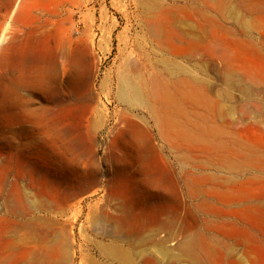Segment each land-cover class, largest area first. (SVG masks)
<instances>
[{
  "label": "rangeland",
  "instance_id": "rangeland-1",
  "mask_svg": "<svg viewBox=\"0 0 264 264\" xmlns=\"http://www.w3.org/2000/svg\"><path fill=\"white\" fill-rule=\"evenodd\" d=\"M212 1L221 29L197 15H211L203 0H0V264H194L195 252L210 253V264H264V0ZM12 8L21 12L15 26ZM167 11L171 35L181 36H171L172 50L164 44L177 56L161 52L145 30L150 15ZM238 18L254 25L237 27ZM166 65L186 70L225 112L229 122L215 123L223 134L216 154L205 152L210 140L197 131L213 125L199 95L176 101L163 91L166 105H176L169 113L184 115L166 127L185 131L191 144L179 136L165 142L145 110L117 103L116 79L142 86L151 72L170 77ZM248 68L259 86L238 82ZM212 154L244 155L247 166L195 167ZM123 155L149 163L165 205L157 229L148 217L103 222L99 187L122 168Z\"/></svg>",
  "mask_w": 264,
  "mask_h": 264
},
{
  "label": "bare ground",
  "instance_id": "bare-ground-1",
  "mask_svg": "<svg viewBox=\"0 0 264 264\" xmlns=\"http://www.w3.org/2000/svg\"><path fill=\"white\" fill-rule=\"evenodd\" d=\"M28 1V0H27ZM204 2V4H206V8L208 9V12L212 15H209V17H206L207 16V14L205 15V13H197V15H199L201 18H204L206 21L205 22H208L209 23V27H210V24H214L215 23V25H217L218 26V24L220 23V22H218V20L216 21V19H215V17H214V15L216 14V13H218V12H220L221 13V11H219L218 10V12H217V10L216 9H218V7L216 8V4H215V6L212 4V0H203ZM216 2L215 3H217V5L219 4V6L222 4V2H226V0H215ZM18 2V1H17ZM21 2V1H20ZM22 3V2H21ZM25 3V2H24ZM224 3H223V6H224ZM242 3V2H241ZM16 4V3H15ZM243 4V3H242ZM246 4V3H245ZM244 4V5H245ZM23 5V4H22ZM248 5V4H247ZM15 6V5H14ZM20 6L21 5H19V9H20ZM25 6V5H24ZM226 6V5H225ZM16 8H17V6H15ZM221 7V6H220ZM248 7H251V5L250 6H245V8H246V10H245V12H249L250 13V11H249V9L251 10H254L253 8H249V9H247ZM14 8V7H13ZM12 8V9H13ZM16 8H14V9H16ZM14 9L10 12L9 10H8V12H10L9 13V16H10V20L13 22L12 24L14 25V23H16L18 20H20V16H21V12H19V10H16V11H14ZM18 9V8H17ZM22 9V8H21ZM225 9V8H224ZM251 10V11H252ZM260 10V9H259ZM262 11V10H261ZM253 12V11H252ZM255 12V11H254ZM257 12V11H256ZM165 13V12H164ZM155 14V15H150V17H149V20L147 21V23L145 24L146 26H145V30L147 31V34L149 35V37L151 38V40L153 41V43L157 46V48H159L160 49V51L161 52H163L164 54H168V55H171V56H177V55H179V54H176L177 52H175V53H173L174 51H170V50H172L171 48H172V46L170 47V45L172 44H168V42L171 40L170 38H171V34H173L174 32H176V31H173V27L171 26V25H174V22H175V20H174V22H173V19L170 17V15L169 14H171V13H169L168 11H167V13H165V14ZM259 13V12H258ZM260 13H262V12H260ZM195 14H196V12H195ZM222 14V13H221ZM251 15H252V13H250ZM257 14V13H256ZM172 15V14H171ZM189 15V14H188ZM260 14H258V15H255L254 14V16H258V17H260L259 18V21L261 20V18H262V16H259ZM262 15V14H261ZM264 15V14H263ZM218 16V15H217ZM216 16V17H217ZM219 16H222V15H219ZM162 17V18H161ZM188 18H189V16H187ZM199 17V18H200ZM242 17V16H241ZM244 17H246V15L244 16ZM247 17H249V16H247ZM253 17V16H252ZM264 17V16H263ZM160 18H161V20L163 21L162 23H160V22H158L159 20H160ZM174 18V17H173ZM221 18V17H220ZM240 18V17H239ZM238 18V21L236 22V23H238L237 24V27H240V26H238L239 24H245V21H247V20H245L244 21V19H239ZM175 19V18H174ZM223 19V18H222ZM221 19V20H222ZM264 18H262V20H261V22L262 21H264L263 20ZM177 21V20H176ZM217 22V23H216ZM224 22V21H223ZM235 22H234V24H235ZM247 22H249V21H247ZM18 23V22H17ZM16 23V24H17ZM173 23V24H172ZM177 23V22H176ZM221 24V23H220ZM225 24V23H224ZM247 25L249 24H252V25H254L253 24V22L252 23H246ZM245 24V26L244 27H242V28H245V27H247V28H249V25L247 26ZM251 25V26H252ZM263 25H264V22H263ZM15 26V25H14ZM175 26V25H174ZM226 26V25H225ZM250 26V27H251ZM224 26H222V30L223 31H227L228 30V34H230L229 33V31H233V29L232 30H229V27H227V28H223ZM253 27V26H252ZM173 28V29H172ZM213 28V27H212ZM212 28H211V31H212ZM218 29L220 28L219 26L217 27ZM241 28V29H242ZM176 29V28H175ZM174 29V30H175ZM221 29V28H220ZM230 29H231V27H230ZM235 29V28H234ZM252 29V32L254 31L253 29H255V31L257 30V28H251ZM238 30H239V28H238ZM235 31V30H234ZM240 31V34L242 33L241 32V30H239ZM242 31H244V29H242ZM247 31L249 32V29H247ZM222 32V31H221ZM224 33V32H223ZM227 33V32H226ZM245 33H246V30L244 31V35H245ZM173 36H175V39L177 38L176 37V35H173ZM172 36V37H173ZM178 36V35H177ZM181 36V35H180ZM180 36H178L179 38H177V39H180ZM260 36H261V34H260ZM236 37V36H235ZM235 37H234V39H235ZM243 37H245V36H243ZM262 38H263V36H261ZM174 38V37H173ZM182 38H184V37H182ZM181 38V39H182ZM245 38H247V37H245ZM247 40V39H246ZM262 40V39H261ZM0 41H1V38H0ZM151 41V42H152ZM187 41H188V39H187ZM164 42H167V44L169 45V47H170V50H169V47L167 46V48L165 47V44H164ZM192 41H190L189 43H191ZM237 42H239L238 40H237ZM241 42V41H240ZM244 42H246V41H244ZM263 42V41H262ZM251 43V42H250ZM194 44V43H193ZM192 44V45H193ZM180 53V52H179ZM176 54V55H175ZM180 55H181V53H180ZM214 55H216V54H214ZM219 55V54H218ZM210 56H211V53H210ZM212 57V56H211ZM214 57V56H213ZM236 62H233V65L235 64ZM230 64H232V63H230ZM237 64V63H236ZM232 65V66H233ZM228 66H230V65H228ZM235 66V65H234ZM233 66V67H234ZM239 66V65H238ZM54 67V66H53ZM52 67V68H53ZM239 67H237V69H238ZM233 69V68H232ZM232 69H230L231 71H229V72H232L233 74H234V72L232 71ZM236 69V68H235ZM249 69V71L247 70V73L248 72H252L251 71V68H248ZM253 69V68H252ZM166 70H167V72H168V74H169V76L170 77H168V78H163V80H161V74L158 72V71H156V72H151V74H149L148 75V78H147V80H146V83H145V85H135V84H133V81H132V83H131V81L128 79V78H123L122 76V78L120 77V78H118V79H116V82H115V89H114V94H115V99L117 100V103H119V104H121V105H123V106H125V107H127V108H130V109H138V110H145L149 115H150V117L151 118H153L154 119V122L155 123H158L160 126H158V128H159V134H160V137L164 140L165 139V142H166V140L168 139V138H170V139H172V137L174 138H176L177 136H179V137H177V138H184L185 139V141L186 142H189L190 144H191V142H195V141H193V137H188V132L186 133L187 134V136L185 135V131L183 132L182 130H179V129H177L175 126L173 127V125L170 127V128H167L166 127V125H168V127L170 126V124L168 123V121H169V119H170V121H171V118H173V117H176L177 115H174V114H171V113H169V109H168V105L169 106H171L170 104H172L174 101H170L171 103L170 104H168V105H166L167 103H166V100L164 99V95H166V92H168L167 93V98H173L174 97V99L176 98V96L177 97H190L191 95H195V96H200L201 98H199V100L201 99H203V101H204V103L206 104V112L208 113V114H210L211 115V121L208 119L207 120V118H209L210 116H208V115H206L205 114V116H208L207 118H205L204 117V119H206L208 122H211L213 125L211 126V124H209V126L211 127H209L208 126V124H207V126L210 128V130H211V132H208V131H206V130H203V128H202V130H200V126H198L199 127V130H197L198 129V127L197 128H194V129H196L197 131H200L201 133H202V135H204V136H207L209 139H208V142H209V140H210V142L209 143H207L206 141H205V139H204V141L203 142H201V143H204V142H206L207 143V145H204V148H205V146H207L206 148L207 149H205L206 151L205 152H207V150H209L210 152H216V140H218V139H220V140H223V139H221L223 136V134H221L220 132L218 133L217 132V130L219 131L220 129V127L219 126H217L215 123L217 122V121H219V122H221V120H222V122H223V120H225L226 118H225V114L223 115L222 113L224 112H220V111H222V110H220L219 108V106L217 105L218 104V100L216 101L215 99H213V98H211V97H209V96H207L206 98L204 97L205 95V92H204V88H202V86H200L197 82L198 81H196L194 78H192L191 76H190V74L186 71V70H183V71H181L180 69L178 70V72H176V71H172L170 68H168V66L166 65ZM239 70H240V68H239ZM242 70V69H241ZM246 70H244V71H246ZM254 71H255V69H253ZM243 71V70H242ZM243 71V72H244ZM228 72V74H230ZM237 72H239L240 73V71H237ZM235 73H236V71H235ZM254 72H252L251 73V75H248V76H246V75H244V73H243V75L245 76L244 78H241V80H239L238 78V82L240 83V85L241 86H244V84H243V81L244 80H246L247 82H251V84H253V87L255 86V84L257 83V81L260 79V77H259V79L256 81V79H255V75H253L252 76V74H253ZM249 74V73H248ZM257 74V73H256ZM259 74V73H258ZM256 75V78H258V76H260V74L259 75ZM120 75V74H119ZM238 75V73L236 74V76ZM127 76V75H126ZM52 79H50L51 80V83L49 82L48 83V86H49V84H50V86H51V88L54 90L55 89V86H56V78H57V71H56V69H55V67H54V71H53V75H52ZM196 78V77H195ZM235 78V77H234ZM233 77H232V79H234ZM240 78V77H239ZM231 79V80H232ZM200 80V79H199ZM229 81H231L230 80V78L228 79ZM135 82V81H134ZM246 82V83H247ZM260 82V83H259ZM259 82L257 83V86H259L260 84H261V82L262 81H260L259 80ZM201 83H204V82H201ZM236 83V82H235ZM259 84V85H258ZM264 84V83H263ZM42 85H45V83L44 84H42ZM47 85V84H46ZM202 85V84H201ZM239 85V84H238ZM248 86H250V85H248ZM257 86L255 87V88H257ZM262 86V85H261ZM260 86V87H261ZM204 87V86H203ZM238 89H240V88H238ZM242 89V88H241ZM245 89V88H244ZM246 90V89H245ZM247 90H249V89H247ZM163 91H166V92H163ZM241 91V90H240ZM170 93V94H169ZM171 93H172V95H173V97H172V95H171ZM242 93V92H241ZM245 93H246V91H245ZM250 93V92H249ZM113 94V95H114ZM208 94V93H207ZM247 94V93H246ZM169 95V96H168ZM171 95V96H170ZM176 95V96H175ZM204 95V96H203ZM245 95V94H244ZM248 96V95H247ZM247 96H245V97H247ZM250 97V96H249ZM248 97V98H249ZM166 98V99H167ZM169 98V99H170ZM193 98V97H192ZM168 99V100H169ZM170 99V100H171ZM186 99H188V98H186ZM197 99V98H196ZM167 100V101H168ZM176 100V99H175ZM178 100V99H177ZM176 100V101H177ZM182 100H184L183 98H182ZM189 100V99H188ZM198 100V101H199ZM201 100H200V102H201ZM176 101H175V103H176ZM186 102V101H185ZM190 102V101H189ZM188 102V103H189ZM192 102V101H191ZM194 102H196V101H194ZM178 103V102H177ZM176 103V104H177ZM203 102H201L200 104H202ZM192 104V103H191ZM197 104V103H196ZM173 105H174V107L176 106L174 103H173ZM179 105V107L181 108V105L180 104H178ZM197 106V105H196ZM203 106V105H202ZM201 106V107H202ZM219 108H218V107ZM174 107H173V109H174ZM178 107V106H177ZM187 107V106H186ZM191 107V106H190ZM189 107V108H190ZM198 107V106H197ZM216 107H217V109H216ZM179 108V109H180ZM199 108V107H198ZM178 109V108H177ZM191 109V108H190ZM201 109V108H200ZM203 109H204V106H203ZM212 109H213V111H212ZM202 110V109H201ZM180 111H182V109L180 110ZM180 111H178V113L180 112ZM183 112V111H182ZM181 112V113H182ZM189 112V111H188ZM247 112V111H246ZM122 113V112H121ZM124 113V112H123ZM174 113H175V110H174ZM181 113H179V117L180 116H182V115H180ZM184 113H186L185 111H184ZM189 113H191V114H189V115H192V116H194L195 114H192V112H189ZM225 113V112H224ZM241 113H242V110H241ZM240 113V114H241ZM261 113V112H260ZM183 114V113H182ZM229 114V113H228ZM228 114L226 115V116H228ZM243 114V113H242ZM120 115H123V114H120ZM230 115V114H229ZM261 115V114H260ZM121 117H123V116H121ZM183 118H184V115L182 116ZM185 117H186V115H185ZM195 117V116H194ZM199 117H200V115L199 116H196L194 119H196V120H200L199 119ZM242 117V116H241ZM261 117V116H260ZM263 117H264V115H263ZM189 118V117H188ZM188 118H185V119H188ZM203 118V117H202ZM229 118H231V117H228V119ZM166 120H168V121H166ZM172 120H177V119H172ZM169 121V122H170ZM189 121V120H188ZM188 121H186V123L188 122ZM201 121H203V122H206V121H204V120H201ZM200 121V122H201ZM226 121V120H225ZM165 122H167L168 124H166ZM177 122V121H176ZM176 122H173V124L174 123H176ZM179 122V121H178ZM177 122V123H178ZM195 122V121H194ZM194 122H193V124H194ZM199 122V123H200ZM226 122H229V121H226ZM161 123H163L164 125L163 126H161L162 124ZM171 123V122H170ZM180 123V122H179ZM179 123H178V126H179ZM192 123V122H191ZM198 123V122H197ZM218 123V122H217ZM231 123L232 122H230V125H231ZM188 124H190L189 122H188ZM224 124V123H223ZM222 124V125H223ZM175 125H177V124H175ZM181 126H179V127H181L182 128V124H180ZM197 125H199V124H197ZM205 125V124H204ZM227 125H228V123H227ZM188 126H190V125H188ZM193 125H191L190 127H192ZM184 127V126H183ZM194 127H196L195 126V124H194ZM201 127H204V126H202L201 125ZM206 127V126H205ZM208 127H206V128H208ZM224 127V126H223ZM228 127V126H227ZM229 127H231V126H229ZM228 127V128H229ZM187 128V127H186ZM184 129H185V127H184ZM189 129V128H188ZM223 129V128H222ZM186 130V129H185ZM191 131H189V133H190ZM226 132H228V131H226ZM194 133H196V132H194ZM198 133V132H197ZM196 133V134H197ZM217 133V134H216ZM224 133V132H223ZM199 134V133H198ZM224 134H226V133H224ZM190 136V135H189ZM198 136V135H197ZM227 136H230V135H226V138H227ZM195 137V136H194ZM200 137V135L198 136V137H196V139L197 138H199ZM176 138V139H177ZM201 138V137H200ZM199 138V139H200ZM224 138H225V136H224ZM231 138V137H230ZM174 140V139H173ZM207 140V139H206ZM184 141V142H185ZM200 141V140H199ZM238 141V140H237ZM179 142H183V141H179ZM245 142V141H244ZM168 143V142H167ZM170 143V142H169ZM169 143H168V145H169ZM227 143V142H226ZM236 143V142H235ZM172 144V143H171ZM224 144V143H223ZM228 144H230L229 142H228ZM227 144V145H228ZM249 144H251V143H249ZM173 145H174V143H173ZM173 145H170V146H173ZM180 145V144H179ZM196 145V144H195ZM201 145V144H200ZM199 145V146H200ZM226 145V144H225ZM231 145V144H230ZM252 145V144H251ZM175 146H176V144H175ZM174 146V147H175ZM198 146V147H199ZM202 146V145H201ZM221 146V145H220ZM234 146V145H233ZM233 146H232V148H233ZM256 146V145H255ZM173 147V148H174ZM236 147V146H235ZM176 148H181L180 146H178V147H176ZM186 148H188L187 147V145H186ZM190 148H192V147H190ZM202 148V147H201ZM200 148V149H201ZM229 148V147H228ZM249 148V147H248ZM189 149V148H188ZM203 149V148H202ZM235 148H233V150H234ZM245 149V148H244ZM170 150H171V148H170ZM194 150V149H193ZM204 150V149H203ZM218 150V149H217ZM223 150V149H222ZM225 150H226V148H225ZM224 150V151H225ZM233 150H231V151H233ZM237 150V149H236ZM241 150V149H240ZM172 151V150H171ZM176 151H177V149H176ZM187 151H192V150H187ZM219 151V150H218ZM223 151V152H224ZM228 151H230V150H228ZM235 151V150H234ZM250 151H252V150H250ZM175 152V151H174ZM210 152H209V154H210ZM226 152V151H225ZM257 153V152H256ZM216 154V153H215ZM215 154H212V155H206V157L205 156H202V157H204L206 160L205 161H207L209 164H199V165H196L195 167L196 168H199V169H201V170H207V167H208V165H213V166H215L218 170H219V168L221 169V167H225L226 168V170H229V171H231V172H239V170H241V168H244V167H246L247 166V162L245 163H243V159H244V155L243 156H241V155H234V154H232V155H215ZM261 157V156H260ZM233 158H235V159H238L237 161H239V159L242 161V164H239L238 162L236 163L234 160H233ZM263 158V157H262ZM261 158V159H262ZM195 159V158H194ZM191 160V159H190ZM190 160H188V161H190ZM248 160V159H247ZM192 161V160H191ZM202 161V160H201ZM241 161H239L240 163H241ZM264 161V160H263ZM195 163V162H194ZM250 164V163H249ZM260 165V164H259ZM259 165H257V166H259ZM192 167V166H191ZM260 168V167H259ZM223 169V168H222ZM264 170V169H263ZM189 178V177H188ZM191 178V177H190ZM195 178V180H194V182H198V181H201V179L202 180H205V181H208V178H201V177H199V178H197V177H193V179ZM199 179V180H198ZM192 180V179H191ZM209 180H210V178H209ZM193 181V180H192ZM212 181V180H211ZM189 182V181H188ZM188 182H187V180H184V184L186 185V184H188ZM218 182V181H217ZM214 185V184H213ZM225 247V246H224ZM220 253V252H219ZM210 253H207V252H195V253H193V261H194V264H210L209 263V260H210ZM214 255V254H213ZM222 255H224L223 253H222ZM107 257V256H106ZM108 259H110V258H108ZM219 260V259H218ZM222 260V259H221ZM235 261V260H234ZM220 262V261H219ZM218 262V263H219ZM119 263H121L120 261H119ZM230 263V262H229ZM122 264V263H121ZM233 264V263H232ZM236 264V263H235Z\"/></svg>",
  "mask_w": 264,
  "mask_h": 264
},
{
  "label": "crops",
  "instance_id": "crops-1",
  "mask_svg": "<svg viewBox=\"0 0 264 264\" xmlns=\"http://www.w3.org/2000/svg\"><path fill=\"white\" fill-rule=\"evenodd\" d=\"M123 156L119 162L122 168L102 179L99 187L103 222L128 224L144 222L142 218L148 217L157 229L165 218V205L149 163L145 155Z\"/></svg>",
  "mask_w": 264,
  "mask_h": 264
}]
</instances>
